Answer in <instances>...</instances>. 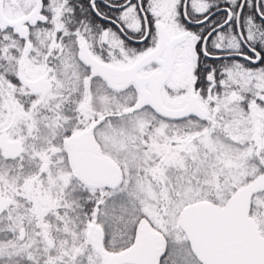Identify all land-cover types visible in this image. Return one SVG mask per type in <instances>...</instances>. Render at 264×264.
<instances>
[{
  "label": "snow or ice",
  "instance_id": "obj_1",
  "mask_svg": "<svg viewBox=\"0 0 264 264\" xmlns=\"http://www.w3.org/2000/svg\"><path fill=\"white\" fill-rule=\"evenodd\" d=\"M0 264H264V0H0Z\"/></svg>",
  "mask_w": 264,
  "mask_h": 264
}]
</instances>
